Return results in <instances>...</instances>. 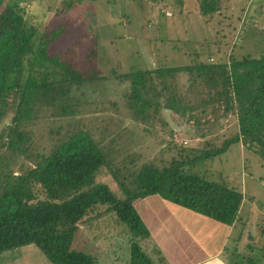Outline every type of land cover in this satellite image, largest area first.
<instances>
[{
    "label": "trees",
    "instance_id": "1",
    "mask_svg": "<svg viewBox=\"0 0 264 264\" xmlns=\"http://www.w3.org/2000/svg\"><path fill=\"white\" fill-rule=\"evenodd\" d=\"M199 2L206 16L217 10L216 0ZM69 6L66 3L57 13ZM29 7L20 0H0V167L9 169L17 164L21 173L14 177L8 170L0 177V254L34 245L50 264H96L89 254L71 248V244L80 227L91 228L102 215L96 212L100 204L107 205L106 211L127 229L121 235H128L129 264H149L139 244L148 236L147 229L134 203L152 195L234 228L244 202L242 183L231 173L211 172L199 164L240 147L264 164V57L241 61L231 57V63L209 61L207 65L196 57L198 61L190 66L193 74H186L180 88L172 69H144L127 75L129 81L125 73L99 77L95 71L75 69L72 62L62 58L60 47L53 52L55 31L40 35L37 18L33 16L30 22ZM96 52L92 50L93 57ZM243 67L246 70L241 72ZM108 74L117 73L111 70ZM111 80L128 82L131 91L127 101L132 102L135 122H149L156 111L160 116L159 108L151 109L153 103L177 116L175 126L164 119L159 124L162 133L169 136L168 141L161 138L168 143L169 159L160 166L145 161L140 166L135 164L128 176L137 189H124V198L104 186L91 187L105 159L88 136L68 128L61 139H53L61 130L52 132L48 126L63 121L68 112H78L79 102L64 105L72 87L79 90L78 86L86 83ZM221 108L223 117L228 112L231 115L223 123L218 115ZM43 122L47 129L41 152L36 129ZM190 123L193 125L186 129ZM209 125L214 128L209 129ZM202 126L216 134L207 139V133L200 132ZM222 129L230 130V135L225 137ZM176 134L190 137L193 144L176 142ZM37 136L41 138L40 133ZM21 159L29 165H18ZM121 167L128 168L127 164ZM117 184L121 186L120 181ZM232 248L236 259L237 246ZM241 259L245 264H264V254Z\"/></svg>",
    "mask_w": 264,
    "mask_h": 264
},
{
    "label": "rangeland",
    "instance_id": "2",
    "mask_svg": "<svg viewBox=\"0 0 264 264\" xmlns=\"http://www.w3.org/2000/svg\"><path fill=\"white\" fill-rule=\"evenodd\" d=\"M20 1L29 4L30 22L37 18L40 35L45 31H55L57 37L51 48L53 52L60 47L62 58L72 62L75 69L80 72L89 69L99 77L125 73L124 77L129 81L127 75L144 69H172L176 86L180 88L186 74H193V67L190 66L198 61L196 57L206 65L209 61L228 64L232 62L231 57L234 61L264 57V0H216L217 10L208 13L211 16L202 13L199 0ZM66 3H70L69 8L57 13ZM93 49L97 51L94 57L91 53ZM181 67L185 69L178 70ZM111 70L117 74H108ZM244 70L245 67L241 72ZM81 75L87 77L91 74ZM128 85V82L111 80L86 83L78 86L79 90L72 87L64 105L70 107L71 103L79 102L78 112H68L61 118L63 121L48 125L52 132L61 130L57 136L53 135V139H61L68 128L70 132L77 130L89 137L92 146L105 159V164L94 174L91 187L104 186L118 198L126 197L124 189H137L128 176L135 164L140 166L145 161L160 166L162 161L169 159L171 154L166 151L168 143L161 140L168 141L169 136L162 133L159 124L164 119L175 126L173 120L177 118L169 110H162L153 103L151 109L159 108L160 116L156 111L149 122L141 119L135 122L134 112L130 111L132 102L127 101V94L131 91ZM223 109L218 113L222 123L231 116L228 112L223 117ZM209 117L211 121L213 116L209 114ZM192 125L190 123L185 128ZM44 127L43 122L36 129L41 152H44L41 147L46 140L44 131L47 128ZM208 127L214 128L213 125ZM201 128V133H207V139L216 134L207 131L206 126ZM38 133L41 138H38ZM222 133L227 137L230 130L222 129ZM221 134L218 133L219 136ZM173 138L176 142L193 144L190 137L185 139L176 134ZM46 148H49L48 145ZM241 149L199 164L211 172L231 173L242 183L244 205L239 210V222L231 231L224 254L220 256L227 264H245L241 258L264 254V228L261 230V226L264 227V164L258 156ZM21 162L24 167L30 163L21 159L18 165ZM126 164L128 168L121 167ZM8 170L14 177L21 174L16 164L10 165L9 169L0 167V177ZM119 181L121 186L117 184ZM96 207V212H102V215L93 222L89 221L93 224L91 228L80 227L71 248L88 253L97 264H129L128 235H121L127 229L111 211H106L107 205L98 204ZM247 244L250 249L245 248ZM235 245L236 259L232 256ZM140 246L143 248L141 241ZM151 246L145 251L149 264H159V254ZM0 264L50 263L34 245H26L0 254Z\"/></svg>",
    "mask_w": 264,
    "mask_h": 264
},
{
    "label": "crops",
    "instance_id": "3",
    "mask_svg": "<svg viewBox=\"0 0 264 264\" xmlns=\"http://www.w3.org/2000/svg\"><path fill=\"white\" fill-rule=\"evenodd\" d=\"M137 201L134 206L148 234L141 240V248L145 252L152 245L159 264H227L220 256L233 227L171 204L159 195ZM126 248L129 251L128 239Z\"/></svg>",
    "mask_w": 264,
    "mask_h": 264
}]
</instances>
